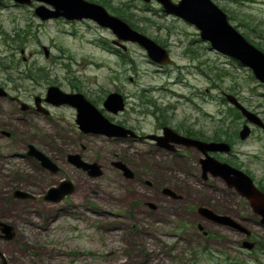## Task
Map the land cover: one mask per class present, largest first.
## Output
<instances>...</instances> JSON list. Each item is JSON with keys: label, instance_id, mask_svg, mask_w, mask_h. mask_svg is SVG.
Listing matches in <instances>:
<instances>
[{"label": "rangeland", "instance_id": "1", "mask_svg": "<svg viewBox=\"0 0 264 264\" xmlns=\"http://www.w3.org/2000/svg\"><path fill=\"white\" fill-rule=\"evenodd\" d=\"M85 1L98 5L101 4L97 2L103 1L126 13L124 20L129 26L165 46L171 58L169 66L159 69L149 62L142 48L130 43L125 44V52L119 49L126 61L131 60L125 63L117 54L109 53L114 40L109 30L84 20L41 21L33 13L41 3L33 2L29 7L5 0L0 2V60L5 64L0 65V83L8 92L34 107L35 96L43 98L47 87L57 86L65 92L83 94L100 109L108 93L118 92L127 98V107L134 109L128 114L129 124L146 134L157 131L156 120L142 113L152 112V103L165 110L171 126L181 124L203 139L213 137L220 126L221 131L228 132L232 154L216 153L213 157L233 163L228 164L248 174L257 186H264V131L252 127V134L245 141L233 136L244 120L229 116L224 119L229 106L220 99L221 92L231 95L236 92L240 102L264 122V85L254 79L251 71L212 50L200 40L192 25L165 13L154 1L147 4L139 0ZM212 1L232 16L231 26L248 36L253 45L259 43L264 49L261 38L264 0ZM101 6L116 16L112 9ZM20 30L28 34L20 48L11 40H3L5 34L13 36ZM10 65L13 68L8 69ZM29 68L41 69L42 77L22 79L23 71L27 73ZM223 72L226 76L218 80L216 76ZM149 101L152 103L140 106ZM75 115L67 107L55 108L50 119L29 115L23 123H13L16 125L8 130L14 140H4L8 145L5 155H1L5 160L0 163L3 169L0 170V214L7 210L1 192L8 193L10 187L31 191L33 199L27 206L13 202L18 204L10 207L12 216L8 223L13 226L16 238L0 243V261L4 259L7 264H264V250L240 249L243 235L206 223L205 231L210 232L206 238L190 224L191 212L197 205L216 207L234 219L241 209L240 199L221 182L210 180L218 189L211 192L197 179L201 176L200 153L181 148V156L177 158L158 154V157L134 159L125 146L116 147L105 138L86 137L80 143L75 140ZM105 115L111 120H122V116L108 112ZM28 145L48 156L58 171L50 172L34 159L13 155H26ZM136 148L144 154L147 151L145 146L136 144ZM73 154L80 155L87 163L100 165L101 176L92 178L68 163L65 156ZM118 160L142 182L146 180L145 170L154 166V189L118 177L112 166ZM16 178L20 183L13 185ZM64 180L74 184V192L58 203L45 200L48 191L58 188ZM154 183L167 185L186 201L175 205L157 203L159 196ZM150 202L158 209L151 211L147 206ZM244 209L243 213L256 220V224L245 227L254 233L255 240L264 242L259 218L249 208Z\"/></svg>", "mask_w": 264, "mask_h": 264}, {"label": "water", "instance_id": "2", "mask_svg": "<svg viewBox=\"0 0 264 264\" xmlns=\"http://www.w3.org/2000/svg\"><path fill=\"white\" fill-rule=\"evenodd\" d=\"M20 5H32V1L46 4L52 9L45 6H38L34 9V14L45 21L48 19L65 18L66 20L89 19L95 21L98 25L108 28L119 41H128L141 46L147 53L150 60L158 64H168L170 62L167 51L159 46L156 42L132 29L124 21L109 15L106 10L97 4L85 0H12ZM148 3L150 0H143ZM161 6L164 12L173 14L184 20L186 23L193 25L199 32L200 38L211 44V47L223 55H227L238 61L241 65L252 70L254 77L264 84V54L245 40V38L235 30L227 21L226 15L211 0H155ZM47 55V51L45 50ZM0 91H2L0 89ZM226 101L235 107L244 117L247 123L253 124L264 129V123L254 113L242 106L232 95H225ZM39 99L36 98V105ZM46 102L54 105L66 104L74 107L77 111L76 123L79 129L84 133H93L105 135L108 137L122 136L127 130L111 124L100 114L94 106L84 99L81 94H68L61 91L56 86L48 87ZM107 111L116 113L122 110V97L117 93H110L104 103ZM166 141H173L177 144L188 148H195L201 154L200 159L202 173H210L214 177H220L229 188H232L239 196L248 200L253 212L257 214L264 226V194L259 192L254 186L251 178L242 171L232 166L222 163L210 156V153L227 154L230 152V146L224 142H203L180 136L172 130L165 128ZM250 128L244 124L239 132L241 141L248 138ZM166 141H159L160 147H164ZM29 154L40 159L45 167L56 170V166L41 152L33 146H29ZM166 148V147H165ZM68 161L77 168L87 170L92 177L101 175L100 166L96 163H85L79 155H69ZM116 166L124 171L127 177L132 176L131 171L122 163H116ZM74 187L70 181H64L57 189H50L46 199L52 202H59L66 195L71 194ZM165 193L172 192L168 189ZM20 198L27 197L24 192H16ZM198 212L207 219L218 223L222 226L231 227L249 235L248 231L238 223L225 215H218L210 209L200 207ZM201 229V227H199ZM0 231L5 234L4 238L10 240L13 238L12 226L0 222ZM253 243L244 241L243 247L247 250L253 248ZM3 264H6L5 262Z\"/></svg>", "mask_w": 264, "mask_h": 264}, {"label": "flooded vegetation", "instance_id": "3", "mask_svg": "<svg viewBox=\"0 0 264 264\" xmlns=\"http://www.w3.org/2000/svg\"><path fill=\"white\" fill-rule=\"evenodd\" d=\"M118 46L119 45H115V47H117V48H118ZM115 52L118 55L121 54L120 51H118V49H116ZM156 66L159 69H163L164 68V66H162V65H156ZM194 68L195 67H192V69H194ZM129 81L132 82L133 79L130 78ZM0 86H2V85L0 84ZM221 94H224V93L221 92ZM122 96H123V100H124V110L119 112V113H117V114H115V117L116 116H122V120H120V121L112 120V122H114L115 124H117L119 126H122V127L126 128V129H129V130L133 131L134 132V136L127 135L126 137L112 138V139H110V141H112L115 144L116 147L125 146L124 148H126V150L129 152V154L134 159L141 158L142 156L152 157V155L158 157L159 156L158 154L171 155V156L174 155V158H177V157L181 156V154L179 153V150L181 148H183V147H181V145H177V144H174L172 142H166V144H165L166 148H161V147L158 146V141H157L156 138L149 139L147 137L148 135H152V136H156V137H162V134H163L162 131H163V128H165V127H169L171 129H173L179 135L187 137V138H192V139H199L200 138L199 133L193 132L189 128H186V127H184L181 124H176L174 126H171L169 124V119L163 120L160 116L156 115V112L154 114L153 112H150V111L148 112L147 110H144L142 113L143 114H147V115L149 114L156 120V122H157V131H155L153 133H150V134H146L144 132L138 131L137 129H135L133 126H131L129 124L130 120L128 118V114H130V112H134V109H131V108L127 107V102H126L127 98L124 95H122ZM96 106H98V104H96ZM60 107H67L69 109L74 110L70 106H59V107L53 106V105L51 106V105L45 103L43 100L41 101V106L38 109H35V108H32V107H30L28 105L24 106V103H21L19 101L18 97H16L15 95H12L9 92L0 93V163H2L3 160H5V158H3L1 155L3 154V152L6 149V146L8 145L7 144L8 142H4V138H7L9 141L14 140V135L12 134V132L8 131L11 128V126L13 128V126L16 125V124H13V123H23L24 120L27 119V117L29 115H34V116L41 115L43 117H46V119H50L49 117L52 116V110L55 109V108H60ZM49 111H50V114H49ZM5 131L9 133L8 136L3 134V132H5ZM86 137H90V138H93V139H100V137H98V136L84 135L82 133L77 132L75 140L79 141L80 143H82L83 141L86 140ZM212 138H214V136L210 137L208 139H212ZM66 141H70L72 143V140H70V139H67ZM208 141H211V140H208ZM136 144L147 147V151L145 152V154L142 151H138V149L136 148ZM196 152L199 153L197 150H196ZM13 155L16 156L17 158H25V159H31L32 160L31 157H29L27 155H23L21 153H14ZM65 158H66V156H65ZM34 160L37 161L36 159H34ZM118 161H121V160H118ZM37 162H38L39 166L42 167L40 165V162L39 161H37ZM121 162H123V161H121ZM145 162H146V159H145ZM198 163H199V159H198ZM153 167L154 166H151L150 168H148V170H145V175H146V180L145 181L142 182V180H140L138 177H136V174H135L134 171H133L134 176L132 178H130V180L132 182L136 183V184H144L145 186L154 189V185H153L154 181H153V179L155 178V175L153 173L154 172ZM0 170H3V169L0 168ZM116 170H117L116 172L118 174V177L125 178L123 173H122V171H120L118 169H116ZM148 179L151 180V181H147ZM197 179H199V181L203 184V186L205 188H207L211 192H217L218 191V189L216 187H214L216 185L210 183V180H212V179L218 180L219 182H221V184L224 185V187H226L225 183L222 180L217 179V178H213V177H210V176L202 177V173H201V176L199 178H197ZM19 183H20L19 179L16 178V179H14V184L13 183L12 184L13 185H17ZM154 184L157 185V189H156L155 193L157 194V197L159 196V199L157 200V203H165V204L175 205V204H177L179 202L186 201L185 197L182 194L177 193L176 191H174V189H172L170 187H167V185H164L163 183L162 184L154 183ZM164 188H169L172 192H174L175 196H172L170 194H165L163 192ZM17 189L26 191L25 189H22V188H19V187H10V191L8 193H2L1 192L2 201L5 203V206H6L7 210L4 212V214H0V221L8 223V219L11 218V216H12L10 207L15 205V204H18V203H13V202H22L24 206H27L28 202H30L32 200V199H19L18 197H15L14 196V192ZM226 189L230 193L234 194L236 197H238L240 199V207H241V209L237 213L238 216L236 217V219H234L231 216L230 217L233 218L234 220H236L238 223H240L243 226H246L248 224H252V225L256 224V220L255 219L250 218L245 213H243L245 211L244 208H249L248 202L245 199H243L240 196H238L236 194V192H234L232 189H229L227 187H226ZM261 189H262V187H261ZM26 192H28L30 194H33L29 190H27ZM5 195H6V198L3 197ZM186 204H188V203H186ZM147 206H148V208L151 211H155V210L158 209V207H156V204L151 203V202L149 204H147ZM199 206L207 207V208H209L210 210H212L213 212H215L217 214L227 215L225 213H222L216 207H212V206L208 207V206H204V205H197V207H199ZM197 207H196L195 211L191 212V214L193 216V219L190 222V224L193 227L197 228L198 224H201L203 226V228L205 229L203 224H206V223L210 224V226H212V227H218V225L216 223L208 220L202 214L197 212ZM254 216H256V215H254ZM54 221H56V218L53 220V222ZM225 229H229V228H225ZM13 231H14V229H13ZM229 231L232 232V233H235V231H233L231 229H229ZM206 232H207V236L206 237H209L210 236V232L209 231H206ZM3 236H4V234H2L0 232V243L4 241ZM15 238L16 237L14 236V239ZM254 244H255L256 248H259L258 242L254 241ZM239 245L241 247L242 241L239 243ZM0 256H1V254H0ZM0 264H2V260L0 261Z\"/></svg>", "mask_w": 264, "mask_h": 264}, {"label": "trees", "instance_id": "4", "mask_svg": "<svg viewBox=\"0 0 264 264\" xmlns=\"http://www.w3.org/2000/svg\"><path fill=\"white\" fill-rule=\"evenodd\" d=\"M97 3H100V4H102V5H104V6H106V7H108V8H110V9H112L113 10V12L115 13V15L117 16V17H120L121 19H127L126 18V16H127V14L126 13H124V12H122V11H118V10H116L115 8H113V7H110L108 4H106V3H104L103 1H100V2H97ZM130 22V24H131V21H129ZM132 25V24H131ZM133 26V25H132ZM27 36H28V34L26 33V32H24V31H22V34H20V32H16V34H15V37L13 38V37H11L9 34L8 35H6L5 36V38H6V41H13V42H15L18 46H19V48L21 47V45L24 43V42H26V38H27ZM4 41H5V39H4ZM2 64V62L0 61V65ZM10 67V66H9ZM26 72H25V70L23 71V74H24V76H22V79H30V78H34V77H36V78H41L42 77V74H41V69H28L27 70V73L25 74ZM226 76V73H222V74H219V75H217L216 76V78L218 79V80H221L223 77H225ZM161 112H160V114L161 115H164V113H163V111L162 110H160ZM226 115H228V116H231L232 117V119H240L241 118V116H240V114H239V112L236 110V109H233V108H228V110L226 111ZM219 128H221L220 126L219 127H217V130L215 131V134H214V138H212V140H214V141H224V142H227V143H231V140H230V138L228 137V132L227 131H221V129H219ZM234 132V134H233V136H237V132H235V131H233ZM222 135L224 136V138H222ZM228 163H230V164H233V163H231V162H229V161H227ZM236 167H239V166H236ZM262 247L264 248V245L262 244Z\"/></svg>", "mask_w": 264, "mask_h": 264}]
</instances>
